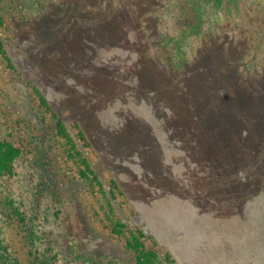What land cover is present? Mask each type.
<instances>
[{"label":"rangeland","instance_id":"rangeland-1","mask_svg":"<svg viewBox=\"0 0 264 264\" xmlns=\"http://www.w3.org/2000/svg\"><path fill=\"white\" fill-rule=\"evenodd\" d=\"M0 139L18 264H264V0H0Z\"/></svg>","mask_w":264,"mask_h":264},{"label":"trees","instance_id":"trees-1","mask_svg":"<svg viewBox=\"0 0 264 264\" xmlns=\"http://www.w3.org/2000/svg\"><path fill=\"white\" fill-rule=\"evenodd\" d=\"M38 17L40 16L38 15ZM18 155H19V149L16 148L12 142L3 141L0 139V176L10 171L11 164ZM126 247L127 249L132 250L130 243L129 245L127 244ZM132 252L135 253V262L137 264H153L149 256L154 255V251L146 250V251L136 252L133 249ZM0 264H18V263L10 256L5 254H0Z\"/></svg>","mask_w":264,"mask_h":264}]
</instances>
